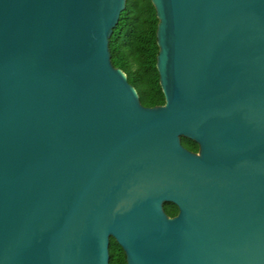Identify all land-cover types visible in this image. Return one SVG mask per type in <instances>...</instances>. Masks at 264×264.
Listing matches in <instances>:
<instances>
[{"label":"water","instance_id":"1","mask_svg":"<svg viewBox=\"0 0 264 264\" xmlns=\"http://www.w3.org/2000/svg\"><path fill=\"white\" fill-rule=\"evenodd\" d=\"M150 1L154 106L126 0H0V264H264V0Z\"/></svg>","mask_w":264,"mask_h":264},{"label":"trees","instance_id":"2","mask_svg":"<svg viewBox=\"0 0 264 264\" xmlns=\"http://www.w3.org/2000/svg\"><path fill=\"white\" fill-rule=\"evenodd\" d=\"M157 22L150 0H126L109 38L111 63L124 71L145 106L164 103L156 69ZM181 143L191 151L198 149L197 144L188 138L181 137ZM163 209L169 216L177 213V207L170 202H165ZM108 249L109 264H126L122 248L112 237Z\"/></svg>","mask_w":264,"mask_h":264}]
</instances>
